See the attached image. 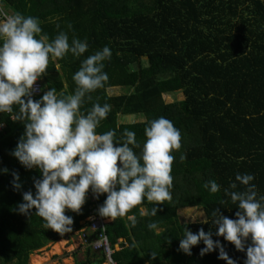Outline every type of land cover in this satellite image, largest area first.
Instances as JSON below:
<instances>
[{
  "label": "trees",
  "instance_id": "trees-1",
  "mask_svg": "<svg viewBox=\"0 0 264 264\" xmlns=\"http://www.w3.org/2000/svg\"><path fill=\"white\" fill-rule=\"evenodd\" d=\"M4 9L37 17L40 36L51 42L64 31L71 39L87 40L88 50L80 57L68 52L63 58H49L43 79V92L51 88L57 95L74 94L73 75L87 56L108 46L111 58L103 71L104 86L89 92L80 105L87 115L96 103L110 105V111L96 128L97 133L114 131L121 140L125 129L133 131L142 152L145 127L161 116L170 120L181 133L180 148L173 149L171 199L149 202L131 208L123 217L108 221L107 234L117 264H227L219 258V249L200 255L203 241L192 247L191 255L179 249L187 228L198 233L215 231L213 212L219 210L236 219L238 203L224 189L244 191L237 174H253L250 183L264 196V0H0ZM71 25V28H69ZM122 87L111 95L107 89ZM182 91L185 98L167 102L165 94ZM27 99V98H25ZM145 117L143 121L120 122L119 117ZM20 106L0 112V264H30L31 255L80 231L90 215L86 197L80 212L66 210L72 216V231L61 234L45 227L43 218L17 211L23 193H35L34 180L41 178L37 167L26 168L11 153L24 134ZM183 155L184 159L180 157ZM119 163V162H118ZM7 168L8 172L2 170ZM18 173L22 187L13 186ZM215 180L220 190L211 193L205 183ZM237 184L231 189V183ZM106 193L99 195L100 205ZM223 201V203H221ZM155 216L140 215V208ZM202 207L208 223L189 226L180 219V210ZM129 216L135 218L133 225ZM156 222L157 228H148ZM95 234H91L89 240ZM120 248L116 245L119 240ZM220 240L237 264H245L246 251L222 236ZM249 243L251 239L249 238ZM83 259L75 264H104L102 251L85 245ZM247 247V245H246ZM152 251L158 256L153 259Z\"/></svg>",
  "mask_w": 264,
  "mask_h": 264
},
{
  "label": "clouds",
  "instance_id": "clouds-1",
  "mask_svg": "<svg viewBox=\"0 0 264 264\" xmlns=\"http://www.w3.org/2000/svg\"><path fill=\"white\" fill-rule=\"evenodd\" d=\"M0 17V112H10L17 104L19 118L25 123L24 134L11 154L26 168L37 167L41 173V178L34 180L35 193L24 192L17 211L31 215L30 210L35 208V215L43 218L45 227L64 234L72 231L73 224L66 210L80 212L89 189L96 198L107 194L98 214L113 220L125 216L145 198L156 203L170 200L171 152L180 148L181 141L179 129L170 120L161 116L148 122L144 130L147 139L137 155L130 147H139L133 131L125 129L122 141L114 139L112 130L96 132L110 105L96 103L87 115L79 112L86 94L103 87L108 79L103 62L111 58L110 48L106 45L82 60L73 75L77 85L74 94L58 96L51 88L34 100V84L45 73L49 58H63L68 52L80 57L88 50L87 40L73 37L69 43L68 34L61 31L49 42L46 36L37 38L42 31L37 17L10 14L2 6ZM13 176V186L19 190V174ZM235 179L246 189L224 191L233 203H238L237 218H229L217 208L211 221L218 226L215 233L203 228L194 233L187 228L178 250L191 255L192 247L203 241L206 246L201 248V256L218 248L220 259L237 264L221 241L213 239L215 234L233 243L237 250L246 251L245 264H264V196L258 198L256 185L250 183L255 179L253 174H237ZM204 187L211 193L220 190L215 180L207 181ZM230 188L236 189L237 184L231 183ZM157 211V207L150 212L141 207L140 215L155 216ZM128 219L136 223L134 217ZM148 228L156 229L157 223L150 222ZM151 255L153 259L158 256L155 251Z\"/></svg>",
  "mask_w": 264,
  "mask_h": 264
},
{
  "label": "rangeland",
  "instance_id": "rangeland-1",
  "mask_svg": "<svg viewBox=\"0 0 264 264\" xmlns=\"http://www.w3.org/2000/svg\"><path fill=\"white\" fill-rule=\"evenodd\" d=\"M148 1H150V0H148ZM164 98L167 102H174L176 100L177 101L183 100L185 98V96H184V93L182 91H177V92L165 94ZM128 117L126 118L127 121L128 120H130V121H141V120L145 119L144 116H128ZM180 219L184 225L189 226L190 224L198 223L202 220H206V215H205V212H204L202 207H186V208H182L180 210ZM193 219H195L196 222H192ZM77 233L79 234L78 231L76 233H74V235L72 234L73 235L72 238L73 239L76 238L78 240L76 247L79 244V240L82 241V243H83V240L81 239V235H78ZM66 237L63 238L66 241H63L62 239H60L57 242L49 243L48 245L41 248L40 250L35 251L31 255L30 264H36L37 258H38V261L42 260V262H40V264H73L74 262L76 263L75 256H72L73 252H71L69 250L71 248L70 247L71 244H69V245L67 244L68 239ZM72 238H70V243L72 242L71 241ZM82 247L80 248V250L81 251L83 250V253H84L86 248L83 245H82ZM78 258L82 259L83 254H82V256H78Z\"/></svg>",
  "mask_w": 264,
  "mask_h": 264
},
{
  "label": "built area",
  "instance_id": "built-area-1",
  "mask_svg": "<svg viewBox=\"0 0 264 264\" xmlns=\"http://www.w3.org/2000/svg\"><path fill=\"white\" fill-rule=\"evenodd\" d=\"M0 6H2L1 3ZM0 19H3V17H0ZM42 76L34 84V88L37 89L32 96L34 100L43 92ZM86 197L91 204L90 215L86 218L85 221H83V223H85V227H83L79 231V235H81V239L83 240V243L85 245H90L92 249L105 253L106 264H117L113 258L112 254L114 252V249L110 244L107 234L108 221L98 214V208L100 207L99 198H96V195L91 191V189H89ZM93 233L95 234V236L92 238V240H89V237Z\"/></svg>",
  "mask_w": 264,
  "mask_h": 264
},
{
  "label": "crops",
  "instance_id": "crops-1",
  "mask_svg": "<svg viewBox=\"0 0 264 264\" xmlns=\"http://www.w3.org/2000/svg\"><path fill=\"white\" fill-rule=\"evenodd\" d=\"M6 11H8L9 13H13L11 10H9V9H5ZM107 91H108V93L109 94H111V95H114V94H120V93H122V92H124V89L122 88V87H110V88H108L107 89ZM139 116H142V115H139ZM128 116H125V115H121L120 117H119V121L120 122H127V120H126V118H127ZM129 118V117H128ZM145 120V119H144ZM128 121H130V120H128ZM141 121H143V120H141ZM145 209V208H144ZM146 210V209H145ZM79 232V231H78ZM78 234V233H77ZM74 235V234H73ZM72 234L71 235H68L66 238L68 239L67 240V244L69 245V244H71L70 245V251L71 252H73V254H72V256H75V258L77 259L78 258V256H82V254H83V258H84V253H83V250L81 251L80 250V248L82 247V245L86 248V246L84 245V243H82V241H80L79 240V244H78V246L76 247V244L78 243L77 241V239L76 238H72V236H73ZM79 235V234H78ZM70 238H72L71 239V243H70ZM76 239V240H75ZM63 241H66L65 239H62ZM123 241V239H120L119 240V244H117L116 245V248L117 249H119L120 248V243ZM65 243V242H64ZM81 243V244H80ZM73 247V248H72ZM83 248V247H82ZM82 258V259H83ZM75 263V262H74ZM73 263V264H74ZM104 264H106V263H104Z\"/></svg>",
  "mask_w": 264,
  "mask_h": 264
},
{
  "label": "bare ground",
  "instance_id": "bare-ground-1",
  "mask_svg": "<svg viewBox=\"0 0 264 264\" xmlns=\"http://www.w3.org/2000/svg\"><path fill=\"white\" fill-rule=\"evenodd\" d=\"M36 261H37V263H38V264H40V262H42V260H41V261H38V258H37V260H36ZM37 263H36V264H37Z\"/></svg>",
  "mask_w": 264,
  "mask_h": 264
}]
</instances>
